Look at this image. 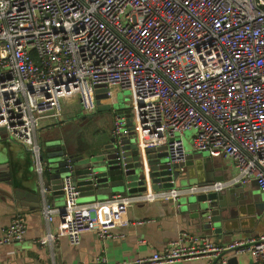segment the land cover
I'll list each match as a JSON object with an SVG mask.
<instances>
[{
  "label": "built area",
  "instance_id": "1",
  "mask_svg": "<svg viewBox=\"0 0 264 264\" xmlns=\"http://www.w3.org/2000/svg\"><path fill=\"white\" fill-rule=\"evenodd\" d=\"M98 87L107 88L108 98L114 87L132 91L131 122L143 153L165 147L171 163L185 164L184 135L194 130V151L225 156L235 171L221 180L149 186L86 202L67 177L64 204L45 198L41 208L49 221L59 217L58 235L72 244L92 231L115 237L112 229L129 223L123 217L140 202L178 204L188 194L252 181L264 195V0H0V128L30 147L37 172L45 170L37 116L60 115L65 97L81 99L92 114ZM112 126L116 142L130 134L124 116L115 115ZM26 231V216L17 212L0 245L23 239ZM53 239L48 233L40 241ZM230 253H250L251 264H264V233L219 245L183 230L161 251L118 263L102 256L97 264L200 257L228 264Z\"/></svg>",
  "mask_w": 264,
  "mask_h": 264
},
{
  "label": "crops",
  "instance_id": "2",
  "mask_svg": "<svg viewBox=\"0 0 264 264\" xmlns=\"http://www.w3.org/2000/svg\"><path fill=\"white\" fill-rule=\"evenodd\" d=\"M82 115L92 116L89 119L90 125L84 126L87 118H80ZM109 115L106 111L97 110L90 114L86 111L83 113V111L64 108L60 115L47 112L37 116L35 137L41 143L42 138H48L51 133L59 129L78 127L77 129H80L79 141L82 144L85 145L89 138H96L104 144H109L108 136L114 137L112 134L113 118ZM74 123L75 125L72 126ZM3 146L7 149V162L11 169L18 168L22 171L19 173L21 181L15 180V187H21L27 192L21 190L16 195L12 191L0 190V236L3 228L11 222L17 212L25 214L27 231L23 239L0 245V264H97L102 256L109 263H118L163 250L169 241L177 238L183 230L192 235L208 236L219 245H227L234 239L256 237L264 233V195L261 191L254 190L253 185L257 183L252 181L248 185L235 187L240 191L239 193H242L240 195L242 204L237 205L236 209L231 208L234 209V214L237 213L229 226L235 229L234 232L227 229L220 234H208L202 230H193L178 211V204L157 200L140 202L130 207L123 217L130 222L123 221L117 224L112 229L117 234L115 237L102 238L97 232L92 231L82 234L78 244H72L68 235H58L59 217L49 221L41 213L45 198L53 205L62 206L65 201L64 194H57L49 187L46 192L43 191L44 180L42 175L35 170L33 155L31 157L27 150L28 145L8 136L0 138V150ZM164 150L166 149L161 151ZM188 154L187 162L182 167L185 166L184 176L187 183L211 181L217 176L228 178L235 171L233 162L225 156L197 151H188ZM251 191L257 195L253 202L250 200ZM105 198L89 197L87 200ZM81 202H86V200ZM140 219L145 222L133 223ZM48 233H52L54 239L42 243L40 239ZM232 254L229 255L232 256ZM236 256L239 264H251L253 261L250 253ZM208 262V257H200L180 260L173 264H207Z\"/></svg>",
  "mask_w": 264,
  "mask_h": 264
},
{
  "label": "water",
  "instance_id": "3",
  "mask_svg": "<svg viewBox=\"0 0 264 264\" xmlns=\"http://www.w3.org/2000/svg\"><path fill=\"white\" fill-rule=\"evenodd\" d=\"M106 91V87L96 89L97 110L108 112L112 118L115 115L124 116L130 134H123L119 142L112 137L109 144L89 138L84 145L79 141L80 129L69 127L51 133L46 139L42 138L41 160L45 170L41 175L44 186L63 195V182L68 177L79 190V198H95L143 191L149 186L157 189L192 184L185 180V166L182 168L185 164L171 163L168 152L161 151L165 147L148 148L143 153L133 133L131 108L112 109ZM80 118L91 119L92 116L82 115ZM4 129L0 128V131ZM126 136L130 140L125 141ZM7 158L8 154L0 150V190L12 191L17 195L23 189L15 187V180L21 181L19 173L22 171L18 168L12 170ZM221 179L225 178L217 176L211 181ZM235 187L240 185L221 192L188 194L179 199L177 209L193 230L208 234H220L227 229L234 232L235 229L229 226L237 215L234 209L242 204V193ZM251 194L250 200L253 202L257 195L252 191ZM228 264H239L238 257L230 256Z\"/></svg>",
  "mask_w": 264,
  "mask_h": 264
},
{
  "label": "rangeland",
  "instance_id": "4",
  "mask_svg": "<svg viewBox=\"0 0 264 264\" xmlns=\"http://www.w3.org/2000/svg\"><path fill=\"white\" fill-rule=\"evenodd\" d=\"M131 94H132V91L130 89H128V88L114 87L112 89V96L109 97L107 101L111 104L112 109L118 110L120 108H127V107H130L129 100H131V98H132ZM63 108L66 109V110H72V111H83V113H84V111H86L84 109V107H83V103H82L81 100L75 99V98L71 99L69 97H67V98L65 97L63 99ZM96 111H97V109H96ZM109 116L111 117V115H109ZM90 124L91 123H89V119H86L84 126H88ZM96 132H98V131H96ZM193 134H194V130H187L185 132V135H184L185 146H186V148H187V150L189 152L190 151H194V149L192 147L193 146L192 145V136H193ZM8 136H9V133H8L7 129H4V130L0 131V138H4V137L6 138ZM108 137H109V139L111 138L110 136H108ZM124 140L126 141V140H130V139H129L128 136H126L124 138ZM39 144H40V146L42 148V141ZM160 148H162V147H159V149ZM27 150L30 152V154L32 156L33 155L32 150L29 147H28ZM2 151L6 152L7 149L3 146ZM253 186H254V190L260 191L259 190L260 188H259L258 185L254 184ZM87 199L88 198H79V201H85V200L88 201Z\"/></svg>",
  "mask_w": 264,
  "mask_h": 264
}]
</instances>
